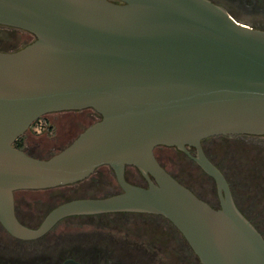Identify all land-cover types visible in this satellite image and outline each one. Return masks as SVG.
<instances>
[{
  "label": "water",
  "instance_id": "water-1",
  "mask_svg": "<svg viewBox=\"0 0 264 264\" xmlns=\"http://www.w3.org/2000/svg\"><path fill=\"white\" fill-rule=\"evenodd\" d=\"M0 25L35 38L0 51V223L36 239L74 215H161L202 264H264V237L235 204L202 141L264 136V30L208 0H0ZM92 109L101 118L48 158L14 143L41 117ZM174 147L215 181V208L175 179L155 148ZM109 166L121 192L76 198L36 228L15 214V192L78 183ZM135 167L147 186L129 183Z\"/></svg>",
  "mask_w": 264,
  "mask_h": 264
},
{
  "label": "flooded vegetation",
  "instance_id": "flooded-vegetation-1",
  "mask_svg": "<svg viewBox=\"0 0 264 264\" xmlns=\"http://www.w3.org/2000/svg\"><path fill=\"white\" fill-rule=\"evenodd\" d=\"M208 1L222 7L229 15L233 16L238 21H241L254 29L264 30V0H208ZM30 35L31 38H29L26 44L31 43L35 38L32 34ZM100 118H101L100 114L94 111V113L91 116L93 122L99 120ZM212 137L237 138L243 142L253 143V144L264 141V136L247 135V134L216 135ZM15 144L16 141L14 145ZM191 148L192 147H188L189 153L182 151L181 152L184 155H186L188 159L196 165V167L200 170L201 174L206 179L210 180V184H206L204 179L201 180L200 178L199 179L193 177L190 178L188 175L184 180H182L179 179L172 172L168 170L167 171L180 183H182L183 185L188 187L191 191H193V193H195L199 198L203 199L211 206L218 208L220 207V200H219L215 181L213 180V178L207 175L191 158V155H194L195 153L194 148H193V152ZM19 149L25 151L23 146H21V148ZM55 153H52V151H50L48 152L47 155H44L42 153L40 155L37 154L33 156L38 158H48ZM209 159L212 161V163L217 165L210 157ZM105 167L109 168V172L112 173L115 178V175L111 170V168L109 166H105ZM217 167L222 171V169L218 165ZM99 168H97L94 171V173L98 171ZM94 173L82 181H87L88 179H92ZM222 173L225 175L230 185L232 196L236 206L264 237V222H262L258 216H256L255 214L253 215L250 214L247 209L245 210L241 206L235 194L234 188L232 187V183L230 182L229 178L223 171ZM125 179L129 183L136 184L139 186H147L148 184V181L145 179V177L135 167L126 168ZM95 181H94L95 183H90L87 187L86 185L84 186L88 192L90 190H93V192H95L94 190L102 188V192H103L102 195L99 196L84 195L81 197L67 198L66 200L61 202H55L50 206H48V208L45 210L42 216H40L38 221L35 222L34 224L28 221L25 222L20 217L19 207L22 208L26 207L29 204V200L23 196L20 199L17 198L16 197V193L18 192L17 191L15 192V197H14L16 217L23 225L30 228H36L42 223L44 218L53 208H55L56 206L60 205L63 202L76 198H97V197L101 198L121 192V187L119 186L117 181L116 184L115 182H111L109 180L107 182L104 181L106 182L104 185H102L100 181L97 180ZM115 185H118L119 190H116ZM44 190H48V189H44ZM19 191H41V190H19ZM209 196L211 199L209 198ZM71 217L73 218L74 217H95V218L111 217V219H109L107 222H101V223L99 222L97 224H94L96 225V227L92 228L91 230L86 229L89 227L86 226V224H78V226L83 227V229L86 230L84 238L80 242L71 241L68 244H61L60 242L57 241L58 239L56 237L52 239L51 234L58 230V227L61 226L62 221ZM148 217L156 218L157 219L155 220V222H157L156 224H159L160 227L171 232L173 236L164 237V238L158 236L152 237L153 234L151 232L154 231V226H156V224H154V221L148 222L147 224L143 223L142 221L148 219ZM112 218L116 220H112ZM125 218L127 219L125 220ZM136 218L138 219V221H142V222L137 223L138 221L133 222L131 220H128V219H136ZM106 227L114 229L115 231H120L122 233L123 232L128 233L129 236L126 237L124 235L116 236L115 234H106ZM158 228L159 227L156 226V230ZM151 237L153 239H151ZM165 241H168V243H166ZM111 242L113 244V247H111ZM155 245L157 246V249H155ZM165 246L166 249L164 250V252L170 251V247H172L173 250L177 251V252L173 251L176 252L177 254H172V255L165 254V255H169L171 257H173V255H177L178 257H181V262H183V264H185V261L186 264H202L199 257L195 254V252L193 251V249L191 248L185 237L182 235V233L173 225L172 222H170L167 218L161 215L138 213V212H112L108 214L104 213V214H96V215H74V216L66 217L61 221H59L45 235L30 240L19 239L12 236L0 223V264H129V263L154 264V259H156V255Z\"/></svg>",
  "mask_w": 264,
  "mask_h": 264
},
{
  "label": "rangeland",
  "instance_id": "rangeland-1",
  "mask_svg": "<svg viewBox=\"0 0 264 264\" xmlns=\"http://www.w3.org/2000/svg\"><path fill=\"white\" fill-rule=\"evenodd\" d=\"M29 38H31V35L27 31L0 25V51L18 50L27 43ZM93 113L94 110L85 109L47 114L36 121L34 125L32 124L26 134L22 136V146L31 156L40 155L42 153L47 155L50 151L55 153L66 146L76 135L93 122L91 119ZM202 145L210 158L229 178L241 206L245 210L247 209L250 214L258 216L260 220L264 222V141L253 144L243 142L237 138L209 137L203 140ZM155 156L166 170L172 172L179 179L184 180L188 175L190 178L204 179L206 184H210V180L206 179L201 174L196 165L176 148L159 146L155 148ZM95 180L100 181L102 185L108 180L116 184V180L113 174L109 172V168L103 166L94 173L92 179H88L87 181L48 190L18 191L16 193L17 198L20 199L23 196L29 200V204L26 207H19L20 217L25 222L28 221L34 224L38 221L40 216H42L48 206L55 202H61L67 198L81 197L84 195H102V188L94 190L95 192L97 191L95 193L93 190L88 192L84 186L86 185L87 187L90 183H95ZM115 187L116 190H119L118 185H115ZM109 219H111V217L67 218L62 221L58 230L51 234V237L52 239L56 237L58 239L57 241L61 244H68L71 241L80 242L83 240L86 230L78 226V224H86V226H89L86 229L91 230L96 227L94 224L107 222ZM126 219L127 218H125V220ZM112 220L116 219L112 218ZM128 220L133 222L138 221L137 218ZM155 220L157 219L148 217V219L142 221L145 224L154 221V224H156L157 222H155ZM142 221H138L137 223ZM156 226L159 227L157 230ZM156 226H154V231L151 232L153 234L152 237L158 236L164 238L173 236L171 232L160 227L159 224H156ZM106 234L129 236L128 233L115 231L108 227H106ZM152 237L151 239H153ZM165 242L168 243V241ZM111 247H113L112 242ZM155 249H157L156 245ZM165 249L166 246L163 247L161 251L158 250L160 252L156 255L154 264H183V262H181V257L177 255H173V257L165 255L177 254L176 250L170 247V251L164 252Z\"/></svg>",
  "mask_w": 264,
  "mask_h": 264
},
{
  "label": "trees",
  "instance_id": "trees-1",
  "mask_svg": "<svg viewBox=\"0 0 264 264\" xmlns=\"http://www.w3.org/2000/svg\"><path fill=\"white\" fill-rule=\"evenodd\" d=\"M25 45H27V44H25ZM25 45H24V46H25ZM24 46H23V47H24ZM41 118H43V117H41ZM41 118H40V119H41ZM38 120H39V119H38ZM38 120H36V121H38ZM36 121H35V122H36ZM35 122H34V123H35ZM34 123H33V125H34ZM91 123H92V122H91ZM76 136H77V135H76ZM76 136H75V137H76ZM75 137H74V138H75ZM21 138H22V137H21ZM21 138L18 139V140H16V144L14 145L16 148H21V146H22V139H21ZM74 138H73V139H74ZM212 138H214V137H212ZM221 138H225V137H221ZM73 139H72V140H73ZM72 140H71V141H72ZM204 140H205V139H204ZM202 142H203V141H202ZM68 144H69V143H68ZM68 144H67V145H68ZM202 146H203V145H202ZM64 147H65V146H64ZM191 149H192V152H193V148H191ZM203 149H204L205 154H206L207 157L209 158L210 156L208 155V153H207V151L205 150L204 147H203ZM180 152H181V151H180ZM185 156H186V155H185ZM186 158L188 159L187 156H186ZM216 166H217V165H216Z\"/></svg>",
  "mask_w": 264,
  "mask_h": 264
}]
</instances>
